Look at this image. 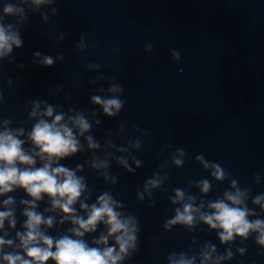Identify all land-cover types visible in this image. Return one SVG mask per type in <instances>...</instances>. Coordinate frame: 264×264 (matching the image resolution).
<instances>
[{
	"label": "water",
	"instance_id": "obj_1",
	"mask_svg": "<svg viewBox=\"0 0 264 264\" xmlns=\"http://www.w3.org/2000/svg\"><path fill=\"white\" fill-rule=\"evenodd\" d=\"M5 2L15 0H0V14ZM54 7V16L50 8L40 10L49 14L47 23L40 12H27V22L20 28L23 47L14 50L13 63L0 65L4 94L0 118L30 130L33 122L28 121L26 103L40 98L64 111L73 106L97 111L101 124L93 125L92 134L101 145L109 138L118 146L137 137L142 140L135 153L142 167L134 173L111 162L109 172L118 177L115 186L87 167L80 173L93 190L89 203L101 192L111 191L126 212L139 218V250L125 264H167L169 253L189 248L198 252L205 242L224 252L229 246H221L217 234L204 225L191 232L180 226L164 232L162 225L173 215L169 196L174 189L199 197V189L189 184L207 178L212 189L204 199L215 200L229 188L228 181L212 180L196 161L199 154L220 164L241 188H250L253 197L264 193V0H57ZM13 22L14 18H6V23ZM61 34L65 39L57 43ZM81 35L88 47L78 52ZM148 44L154 45L151 52L146 51ZM173 50L180 53L178 61L172 58ZM36 51L53 57L62 53L65 59L43 68L33 63ZM89 63L101 67L92 71ZM101 75L106 79L89 83ZM113 78L123 85L121 99L126 103L119 116L109 119L94 109L90 97L105 95L97 89L106 90ZM9 79L12 89L7 86ZM58 85L62 91L57 95ZM121 124L126 129L123 135L118 130ZM165 144L169 148L161 151ZM176 148L187 152L181 168L171 165ZM91 155L86 151L61 163L74 168ZM165 161L169 179L153 193L155 206L149 207L150 201H138L136 193ZM258 173L260 184L254 182ZM13 195L17 200L24 197L19 190ZM45 206L41 203L40 210ZM248 206L264 219L251 198ZM17 216L23 219L19 209ZM50 234L57 232L53 229ZM86 239L90 243L92 237ZM231 247L234 258L224 264H264L253 237L237 239ZM238 247H246L247 253L235 254Z\"/></svg>",
	"mask_w": 264,
	"mask_h": 264
},
{
	"label": "clouds",
	"instance_id": "obj_2",
	"mask_svg": "<svg viewBox=\"0 0 264 264\" xmlns=\"http://www.w3.org/2000/svg\"><path fill=\"white\" fill-rule=\"evenodd\" d=\"M56 2L15 0V3H4L0 14V65L3 61L13 63L14 50L23 47L20 28L27 22V12H40L41 19L47 23L49 14L40 10L50 8L54 16L57 14ZM6 18H14V22L6 23ZM64 39L65 34H61L56 42ZM87 47L85 36L81 35L77 51L83 52ZM153 47L146 45V51L151 52ZM171 55L175 61L180 59L178 51L173 50ZM64 59L62 53L55 57L40 51L33 53V63L43 68L54 67ZM19 67L23 69L24 65ZM100 67L95 63L87 65L92 71H98ZM105 79L101 75L89 83L95 85ZM7 86L14 87L12 79L7 81ZM61 91L62 86L58 85L55 93L58 95ZM97 91L106 94L90 97L94 109L98 108L109 119L119 116L126 103L121 99L123 85L113 78L106 90L101 87ZM3 102L4 94L0 91V104ZM26 109L28 121L33 122L30 130L23 126L13 127L12 119L0 118V264H125L139 250V218L126 212L123 202L111 191L101 192L89 203L93 190L80 173L87 167L106 184L115 186L118 177L109 172L111 162L134 173L142 167V161L135 155L142 148V140L137 137L118 146L109 138L101 145L92 134L93 125L99 127L101 124L95 110L73 106L64 111L40 98L28 100ZM133 128L140 131L135 125ZM118 130L121 135L126 131L123 124ZM168 148L165 144L161 151ZM86 151L92 155L84 164L77 163L70 168L61 163ZM101 152L102 156L97 155ZM186 157L184 148H176L171 154V165L183 167ZM195 159L209 172L212 180L228 181L229 188L215 200L204 199L212 189L207 178L189 184V187L199 189V197L185 189H174L169 196L173 215L164 221L163 230L170 232L180 226L191 232L198 225H204L209 232L217 234L221 246L229 247L221 253L215 244L205 242L198 252L189 248L187 252L169 253L167 264H197V261L199 264H224L234 258L231 245L237 239L244 242L249 237H253L264 254V219L259 217L255 207L248 206L251 198L252 205L264 213V193L253 197L251 189L241 188L239 181L231 178L220 164L207 160L202 154ZM168 166V161L160 164L159 170L145 180L142 191L136 193L138 201L147 198L148 206H155L153 193L169 179L164 171ZM254 182L261 183L259 173ZM18 190L24 193L19 200L13 195ZM41 203L46 205L43 210H40ZM18 209L22 220L17 216ZM64 225L69 227L61 231ZM53 229L57 235L50 234ZM87 236L92 237L90 243ZM192 243L196 244L195 238ZM246 253V247L236 248L235 254L244 256Z\"/></svg>",
	"mask_w": 264,
	"mask_h": 264
}]
</instances>
